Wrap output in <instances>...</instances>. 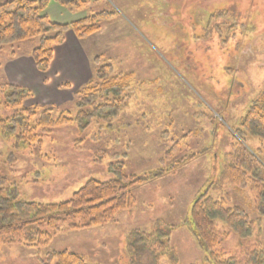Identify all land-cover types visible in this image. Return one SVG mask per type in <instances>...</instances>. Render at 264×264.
I'll use <instances>...</instances> for the list:
<instances>
[{
  "label": "rangeland",
  "instance_id": "rangeland-1",
  "mask_svg": "<svg viewBox=\"0 0 264 264\" xmlns=\"http://www.w3.org/2000/svg\"><path fill=\"white\" fill-rule=\"evenodd\" d=\"M87 1L82 8H67L51 0L45 14L62 24L108 14L97 32L80 38L92 53V79L77 89L65 83L69 95L61 99H44L28 89L32 94L23 103L51 110L54 121L62 113L72 122L43 126L37 114L28 141L19 140L20 129L10 138L0 135V176L20 199L59 203L90 179L115 178L114 167L122 166L124 174L143 179L131 187L136 203L103 224L61 223L49 231L50 239L1 238L0 264H46L49 254L62 250L87 264H132L130 233L152 232L160 224L173 229L159 264H213L191 229L189 213L196 195L218 183L236 143L253 156L257 173L245 185H210L209 193L255 220L248 237L218 221L217 249L247 264L249 252L264 251V194L259 193L264 139L241 132L239 137L236 131L264 94V0ZM40 40L41 35L1 45L0 57H32ZM105 65L112 67L106 80L130 75L122 110L78 122L81 111L115 100L96 91L103 82L97 70ZM2 84L11 83L0 71ZM86 97L95 99L81 106ZM9 116L2 100L0 119Z\"/></svg>",
  "mask_w": 264,
  "mask_h": 264
},
{
  "label": "trees",
  "instance_id": "trees-1",
  "mask_svg": "<svg viewBox=\"0 0 264 264\" xmlns=\"http://www.w3.org/2000/svg\"><path fill=\"white\" fill-rule=\"evenodd\" d=\"M50 1L8 0L0 3V46L41 35L39 45L32 49V57L37 69L42 72L50 67L54 57V47L64 42L67 31L71 30L79 39L83 38L97 32L100 28L99 21L108 15L103 11L71 23H57L51 21L45 14ZM54 1L62 6L73 8H82L89 3L87 0ZM49 31L56 33L53 36H47ZM111 71L110 65L101 66L97 70L96 75L103 82L96 91H101L106 96L112 95L115 100L101 104L91 112L81 111L76 121L90 122L94 116L104 113L116 116L122 110V96L129 86L130 75L106 80ZM31 94L28 89L18 85H0V104L3 100V105L11 109V116L0 119V135L10 138L20 129L19 140L28 141L27 139L33 138L29 123L37 114L43 126L72 122L62 113L54 121L51 110H41L38 106L34 109L24 107V101ZM85 99L80 102L81 106L91 104L95 97ZM239 132L264 139V94H261L247 110L242 118L241 128L236 131L240 137ZM240 145V143L234 144L233 151L226 155L227 160L219 181L210 184V187L212 185L221 187L226 183L245 185L250 174L257 173L253 156ZM122 168V166L114 167L116 177L111 180L90 179L70 199L59 203H40L20 199L14 190L7 187V179L0 176V239L8 238L10 241H16L24 236H37L42 241V239H50L49 231L59 228L64 222L71 223L72 228L81 223H87L85 226L106 223L117 211L135 205L136 198L132 194L131 187L143 180L139 176L124 174ZM209 186L196 195L189 213L191 219L189 224L191 229L194 227L193 233L207 252V259L211 263L239 264L234 256L225 258L226 255L217 249L221 243L218 221L226 223L241 237H248L253 232L255 220L241 207H229L224 198H214L209 193ZM259 193L264 194L263 187L259 189ZM166 226L163 227L160 224L152 232L134 230L130 233L128 251L132 256V264H159L161 255L169 248L167 242L173 229ZM46 264L87 263L82 256L62 250L49 254ZM247 264H264V251L249 252Z\"/></svg>",
  "mask_w": 264,
  "mask_h": 264
},
{
  "label": "crops",
  "instance_id": "crops-1",
  "mask_svg": "<svg viewBox=\"0 0 264 264\" xmlns=\"http://www.w3.org/2000/svg\"><path fill=\"white\" fill-rule=\"evenodd\" d=\"M84 42L73 31H67L64 42L54 47V57L47 72H40L30 56L13 58L5 55L0 57V71L5 73L9 83L33 90L36 96L61 99L69 95L70 90L62 85L67 83L77 89L94 75L92 53L88 52Z\"/></svg>",
  "mask_w": 264,
  "mask_h": 264
}]
</instances>
